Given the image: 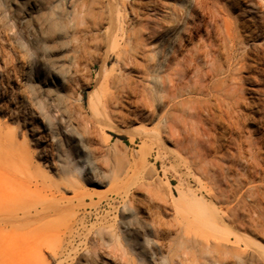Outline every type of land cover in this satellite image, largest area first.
Returning a JSON list of instances; mask_svg holds the SVG:
<instances>
[{
  "label": "rangeland",
  "instance_id": "obj_1",
  "mask_svg": "<svg viewBox=\"0 0 264 264\" xmlns=\"http://www.w3.org/2000/svg\"><path fill=\"white\" fill-rule=\"evenodd\" d=\"M126 1L0 0V131L30 154L22 174L0 171V191L20 216L59 208L25 240L0 241V255L264 264V0ZM153 20L167 29L151 33ZM90 96L103 127L91 140Z\"/></svg>",
  "mask_w": 264,
  "mask_h": 264
},
{
  "label": "bare ground",
  "instance_id": "obj_2",
  "mask_svg": "<svg viewBox=\"0 0 264 264\" xmlns=\"http://www.w3.org/2000/svg\"><path fill=\"white\" fill-rule=\"evenodd\" d=\"M151 3H152L151 0H147V4L152 6L151 8L154 10L155 6L151 5ZM120 4L123 7H125L128 4V1L120 0ZM116 25H117L116 32H118L120 34L121 38L123 39V43L126 46L127 45L132 46V45H138L139 44L138 37L128 31V29L124 26L123 21H119V23H117ZM162 28L167 29V27L165 25H162V21L153 20L152 30L150 28V31H151V33L156 35L157 30L158 29L161 30ZM116 37H117V35L113 34L111 37L112 41L115 40ZM246 37H248V36H246ZM262 55H264V53ZM259 56H261V55H259ZM120 81L123 84V81L120 80L117 76L114 77V83L121 84ZM253 91L259 92L261 90L253 88ZM117 104H118V98L116 95L112 94L110 96L104 97L100 101L99 106L102 109V113H106L111 108L115 109ZM168 105H169V101L165 100L164 98H160L159 106L161 107V109H164ZM89 109L91 111V116L86 117V119L83 123L82 133L84 135H82V136L91 140V139H94L95 136L98 135V133L102 132V129H103V127L101 126L99 119H98V111L96 109H94L92 106L91 96L89 99ZM99 113H101V112L99 111ZM111 128L114 129V127H112V126H111ZM1 146L10 147L13 154L9 155L7 157H4L2 154V150H0V171L2 173H8V174H17V175L22 174L21 165H23L22 163H25L26 159L28 158L27 156L30 155L29 151L25 150V152H24V155H27V156H24V155L18 153L16 136L4 134L3 131H0V147ZM7 154H9V153H7ZM28 165H30V164H28ZM25 166H26V163H25ZM91 183L102 186V184L97 182L96 180L91 181ZM45 188L51 192L55 189V187L52 184L46 185ZM121 193L124 194V192H120V190H118V194H121ZM10 196L12 197V195L9 192L0 191V211L3 209H6V210L8 209L10 212V214H6V215H3L0 212V241H5V240L9 239L10 235H13L15 237L21 238L22 240H25L26 238L29 237L30 231H36L38 228L44 227L46 225V222L44 221L43 216L47 212H57L59 209L58 207L57 208H55L53 206L48 207L46 205H42L40 207L41 209H38V206H36L35 213L33 215L23 214L22 216H20L15 211L16 204L14 202H12V198ZM126 196H128V195H126ZM133 202H134L133 206H135L134 208L137 211L139 210V213L141 211V213L144 214V211L141 207L140 201L138 199H134ZM134 208L131 207V208L126 209V211H125L126 216L131 217L133 214H135L136 211L134 210ZM27 217H30V218L27 222H25V219ZM50 224L53 227L58 226V224L55 220H52L50 222ZM10 226H12L11 228L13 229L12 230L13 232L8 231L7 227H10ZM261 247H264V245L261 244ZM0 264H9V262H8V260H5L2 257V255H0ZM21 264H26V263L22 262Z\"/></svg>",
  "mask_w": 264,
  "mask_h": 264
}]
</instances>
